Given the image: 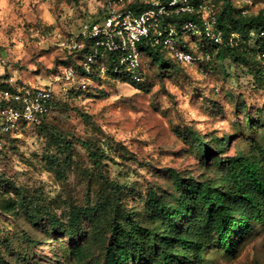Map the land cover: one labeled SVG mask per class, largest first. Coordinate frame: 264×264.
<instances>
[{"label":"rangeland","instance_id":"1","mask_svg":"<svg viewBox=\"0 0 264 264\" xmlns=\"http://www.w3.org/2000/svg\"><path fill=\"white\" fill-rule=\"evenodd\" d=\"M99 2L0 5V82L14 75L23 83L50 86L60 102L43 123L0 143V264H102L113 216L106 210L109 193L138 214L151 189L175 191L171 169L185 178H217L230 158L248 154L254 141L264 143V75L254 42L215 58L208 71L197 64L172 62L161 70L149 63L140 84L70 77L59 43ZM208 2L218 13L224 8L222 0ZM232 2L243 14L264 13V0ZM190 130L207 140L232 138L224 153L206 158ZM81 140L111 159L96 168ZM29 211L48 212L66 225L73 212H81L82 232L73 239L48 233L45 221L35 224ZM253 224L235 255L214 250L208 264H264V222ZM78 248H88L84 261L75 260Z\"/></svg>","mask_w":264,"mask_h":264},{"label":"trees","instance_id":"2","mask_svg":"<svg viewBox=\"0 0 264 264\" xmlns=\"http://www.w3.org/2000/svg\"><path fill=\"white\" fill-rule=\"evenodd\" d=\"M105 1L100 0L99 4ZM222 1L224 8L217 14L219 26L224 31V42L207 48L211 61L215 58L225 59L228 51L237 54L242 42H254L260 49L259 57L262 61L259 72L264 75V13L243 14L242 10L235 8L232 0ZM66 53L64 61H67V65L82 73L78 62L84 59L83 54ZM211 61L200 62L198 66L208 71L213 69ZM172 62L186 65L176 62L161 48L147 49L142 70L144 81L147 64L151 63L163 70ZM91 77L135 82L124 71L117 74L110 71L106 78L95 72ZM6 85L4 81L0 82V86ZM59 103L55 97L52 112L58 108ZM50 114L40 123L31 125L43 123ZM190 133L196 139L197 151L206 158L224 153L232 138L213 135L211 140H207L196 131L190 130ZM81 143L96 168H102L105 160L111 159L91 142L81 140ZM170 173L175 191L165 193L151 189L147 197L141 200L144 203L141 213L136 214V208L127 211V206L114 198L117 195L109 193L106 196V210H112L113 216L102 264H208V255L214 250L235 255L242 239L253 231V223L264 222V143L254 141L248 154L230 158L227 170L217 178H185L173 169ZM118 190L119 187L116 192ZM90 210L86 209L91 214ZM26 215L35 224L44 220L47 232L54 235L65 233L73 239L82 232L81 212H73L67 225L48 212L29 211ZM88 253V248H78L73 255L76 261H84Z\"/></svg>","mask_w":264,"mask_h":264},{"label":"built area","instance_id":"3","mask_svg":"<svg viewBox=\"0 0 264 264\" xmlns=\"http://www.w3.org/2000/svg\"><path fill=\"white\" fill-rule=\"evenodd\" d=\"M223 42L218 14L208 0H106L59 44L65 52L84 56L78 62L82 73L69 66L70 77L80 74L89 79L97 72L106 78L110 71H124L141 83L147 49L161 48L178 63L199 65L212 59L207 48ZM4 82L0 143L25 125L40 123L52 112L56 97L52 87L23 83L14 75Z\"/></svg>","mask_w":264,"mask_h":264},{"label":"clouds","instance_id":"4","mask_svg":"<svg viewBox=\"0 0 264 264\" xmlns=\"http://www.w3.org/2000/svg\"><path fill=\"white\" fill-rule=\"evenodd\" d=\"M4 3V0H0V5H2Z\"/></svg>","mask_w":264,"mask_h":264}]
</instances>
